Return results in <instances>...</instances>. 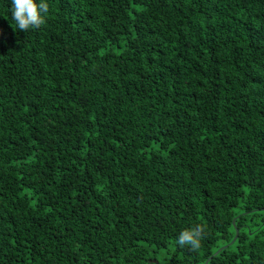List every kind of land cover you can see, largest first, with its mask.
Segmentation results:
<instances>
[{
	"label": "trees",
	"instance_id": "trees-1",
	"mask_svg": "<svg viewBox=\"0 0 264 264\" xmlns=\"http://www.w3.org/2000/svg\"><path fill=\"white\" fill-rule=\"evenodd\" d=\"M46 2L0 0V264H264V0Z\"/></svg>",
	"mask_w": 264,
	"mask_h": 264
},
{
	"label": "clouds",
	"instance_id": "clouds-1",
	"mask_svg": "<svg viewBox=\"0 0 264 264\" xmlns=\"http://www.w3.org/2000/svg\"><path fill=\"white\" fill-rule=\"evenodd\" d=\"M49 4L46 0H11V16L15 22L14 30L28 31L45 23ZM12 26V24H11ZM202 228L185 229L181 232L178 244L190 245L193 250L200 248Z\"/></svg>",
	"mask_w": 264,
	"mask_h": 264
}]
</instances>
